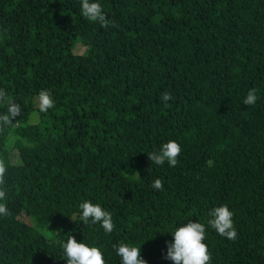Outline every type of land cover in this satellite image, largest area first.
Returning a JSON list of instances; mask_svg holds the SVG:
<instances>
[{
  "label": "trees",
  "instance_id": "1",
  "mask_svg": "<svg viewBox=\"0 0 264 264\" xmlns=\"http://www.w3.org/2000/svg\"><path fill=\"white\" fill-rule=\"evenodd\" d=\"M90 2L108 28L83 17L81 0H0V89L22 109L0 127V264H66L71 235L105 264H120V243L173 264L166 242L189 220L205 225L210 264H264V0ZM168 141L178 164H152ZM84 201L112 214V233L83 225ZM225 204L235 241L207 224Z\"/></svg>",
  "mask_w": 264,
  "mask_h": 264
},
{
  "label": "clouds",
  "instance_id": "2",
  "mask_svg": "<svg viewBox=\"0 0 264 264\" xmlns=\"http://www.w3.org/2000/svg\"><path fill=\"white\" fill-rule=\"evenodd\" d=\"M81 13L88 21L97 22L102 28L106 29L110 26L106 15L103 13L101 4L98 2L81 0ZM111 26L115 27V22H112ZM256 91L255 88L249 89L247 96L243 100L244 105L254 106L256 104L258 99ZM160 99L166 104L173 97L170 92H164L161 94ZM37 102L40 112H47L54 107V101L48 90L39 92ZM0 104H5L7 107V111L0 114V127L11 124L22 112L20 105L9 99L4 89H0ZM180 153V145L175 141H168L161 145L158 151L148 153V158L152 164L162 166L167 162L170 167H175L178 164L177 158ZM5 174L6 167L3 162H0V201H4L7 196L3 188ZM151 187L162 191L164 185L161 179H156ZM79 209L80 221H82L83 225L99 224L105 234L113 232L115 225L112 220V214L104 210L99 204L84 201L79 205ZM7 215L6 204L0 202V216ZM233 215V212L229 210L226 204L215 207L208 213L210 219H208L207 224L221 237H225L229 241H235L237 231L234 227ZM73 221L75 222V220ZM170 233L173 236V241L166 242L167 252L165 259L172 261L173 264H210L211 255L207 244L204 243L206 239L204 224L189 220L187 224L176 227ZM62 248L66 264H105L104 255L99 247L89 246L84 242L78 243L72 235L68 237L66 243H62ZM113 249L116 255L120 257V264H147V261L141 257L140 247L120 243L113 245Z\"/></svg>",
  "mask_w": 264,
  "mask_h": 264
},
{
  "label": "rangeland",
  "instance_id": "3",
  "mask_svg": "<svg viewBox=\"0 0 264 264\" xmlns=\"http://www.w3.org/2000/svg\"><path fill=\"white\" fill-rule=\"evenodd\" d=\"M73 52H74V53H77V54H81V53L84 52V47H82L81 45L77 44V45L75 46V48L73 49ZM15 158H16V155H15V153L13 152V154H11V159H12V161H14Z\"/></svg>",
  "mask_w": 264,
  "mask_h": 264
}]
</instances>
